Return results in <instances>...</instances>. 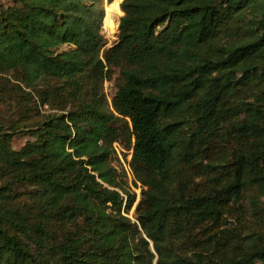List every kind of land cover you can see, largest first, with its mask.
Masks as SVG:
<instances>
[{"label":"trees","instance_id":"obj_1","mask_svg":"<svg viewBox=\"0 0 264 264\" xmlns=\"http://www.w3.org/2000/svg\"><path fill=\"white\" fill-rule=\"evenodd\" d=\"M107 1L0 5V264H264V0Z\"/></svg>","mask_w":264,"mask_h":264},{"label":"rangeland","instance_id":"obj_2","mask_svg":"<svg viewBox=\"0 0 264 264\" xmlns=\"http://www.w3.org/2000/svg\"><path fill=\"white\" fill-rule=\"evenodd\" d=\"M122 1L123 0H112L111 3L113 4L114 2H118L119 7H120V4ZM11 2L12 0H0V5L6 7V6H9ZM107 4H110V3L107 0H105L104 6H106ZM122 17L123 16L119 17V14L116 15V18H119L117 22V26H116L117 31L119 29L118 28L119 22ZM100 34L106 40L105 48L107 50L109 48H112L114 45H116V43L118 42V37L122 33L121 31H118L116 34H114L113 37L110 38L105 32V30L103 29V24H102ZM68 49L69 48L67 46H63L61 48V51H67ZM128 68H129V65L122 59H118L117 61H115L114 63H111L107 67L105 81L103 83V90L107 97L109 107L114 113H117L118 111L117 95L123 85L122 72ZM4 77H7L8 80L14 82L10 77L8 76H4ZM36 108H37L36 110L42 116L47 115L49 113L48 108L39 107L38 104H36ZM17 119H18L17 115L13 113L12 104H10L4 97H1L0 98V122L1 124L9 126L10 124L17 122ZM40 119H41L40 116L32 115L29 122L35 123V122L40 121ZM23 125H24V122H22L19 125L20 129H23L21 128L23 127ZM28 140L29 138L26 135L21 136V137H14L11 143L12 148L15 150H18ZM114 148H115V158L117 160V161L116 160L114 161V165H116L118 171H120L123 174L124 182L127 183L128 188L134 194V197H135L132 209L130 210L128 214H126V216L130 218L132 221H135L134 211L141 198V195H140L141 189H140V184H135L133 175L131 174L130 177H128L125 171V165H127L129 159H131V152L126 151L125 149L118 146L117 144L114 145ZM19 191L22 192L24 190L19 189ZM251 215L252 214L250 213V205L248 201L240 202L237 206H234L231 215L227 216V220L229 222L228 223L229 225L227 226V228H229L230 230H235L237 228L242 227V224L244 225V224L255 222L256 219L252 217Z\"/></svg>","mask_w":264,"mask_h":264},{"label":"built area","instance_id":"obj_3","mask_svg":"<svg viewBox=\"0 0 264 264\" xmlns=\"http://www.w3.org/2000/svg\"><path fill=\"white\" fill-rule=\"evenodd\" d=\"M114 145H116V144H114ZM129 161H130V159H129ZM129 161H128L127 165H125V171H126L128 177H130V175L132 174L130 167H129Z\"/></svg>","mask_w":264,"mask_h":264}]
</instances>
